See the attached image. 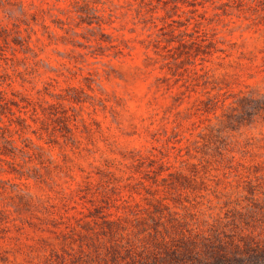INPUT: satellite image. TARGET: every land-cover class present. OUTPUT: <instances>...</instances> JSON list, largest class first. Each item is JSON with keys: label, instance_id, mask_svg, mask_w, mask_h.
<instances>
[{"label": "rangeland", "instance_id": "obj_1", "mask_svg": "<svg viewBox=\"0 0 264 264\" xmlns=\"http://www.w3.org/2000/svg\"><path fill=\"white\" fill-rule=\"evenodd\" d=\"M154 105L177 170L144 189L113 154ZM215 230L264 239V0H0V264H138Z\"/></svg>", "mask_w": 264, "mask_h": 264}, {"label": "trees", "instance_id": "obj_2", "mask_svg": "<svg viewBox=\"0 0 264 264\" xmlns=\"http://www.w3.org/2000/svg\"><path fill=\"white\" fill-rule=\"evenodd\" d=\"M156 258L138 264H264V239L226 235L218 231L196 233L160 243Z\"/></svg>", "mask_w": 264, "mask_h": 264}, {"label": "clouds", "instance_id": "obj_3", "mask_svg": "<svg viewBox=\"0 0 264 264\" xmlns=\"http://www.w3.org/2000/svg\"><path fill=\"white\" fill-rule=\"evenodd\" d=\"M131 0H129V3ZM222 2H225V0H222ZM157 100H159V94H157ZM162 103V102H161ZM154 117V119H149V117ZM160 120V113L159 109L154 105L149 109V114L141 117V128L147 129V134L142 133L141 134V140L146 141V143H142V146L135 147V148H129L128 150H135V152L138 153L133 159H121L120 155L113 154V159L115 160V167L118 168L120 171L121 176L123 177V183H133V184H140L143 186L144 189H147L151 186V183L149 180H146L144 177L151 176L155 171L156 168L160 165H163L166 171H164V177H167L170 172L176 171V167L173 166L172 162L168 159V157L161 158V156L158 154V151L165 152L166 149L164 147H161L163 144V141L167 139V137H160L157 136V139L160 141L159 143H155L152 140H149V134L155 132L158 128V121ZM104 154V153H103ZM99 158V155L97 159ZM152 163V167H149V163ZM138 169V171L136 170ZM111 170V169H109ZM145 181H148L146 184ZM235 181L232 180L230 184H234ZM224 191H230V189L223 187L219 190V192ZM206 197V200L212 201L213 204L216 202L212 200L211 195H208L207 193L202 194ZM144 205L141 203V208H143ZM12 261V264H22L23 261V255L22 254H15L14 257L9 258Z\"/></svg>", "mask_w": 264, "mask_h": 264}]
</instances>
